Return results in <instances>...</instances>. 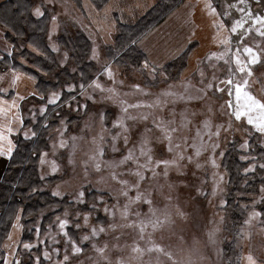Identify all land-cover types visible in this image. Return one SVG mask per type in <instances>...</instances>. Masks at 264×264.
I'll return each mask as SVG.
<instances>
[{
    "label": "rangeland",
    "instance_id": "374dc122",
    "mask_svg": "<svg viewBox=\"0 0 264 264\" xmlns=\"http://www.w3.org/2000/svg\"><path fill=\"white\" fill-rule=\"evenodd\" d=\"M30 1L34 7L33 16L37 7L50 16L46 41L55 53L58 66L75 73L74 63L69 58L65 60L67 52L58 46L57 39L62 28L71 34L79 30L90 41L87 61L92 63L91 73L95 76L83 91L80 84L66 81L63 87L60 85L41 95L34 76L16 71L34 81V94L27 97L23 107H19L23 136L42 115L41 108L56 104L60 107L52 119L55 123L50 125L49 141L39 155L37 167L42 179L55 178L45 190L51 195L53 191L59 192L55 197H66L71 207L66 206L53 218L47 232L41 237L36 233L30 243L20 244L22 227L18 213L15 219L18 222L12 225L3 243V264L22 262V254L29 252L33 264L37 258L41 264H57L63 261L66 247L71 264H227L232 254V263L235 264H247L249 255L256 264H264V217L261 215L249 222L253 212H259L255 207H264V192L261 191L264 186L252 196L249 206L254 208L247 212L236 233L225 209L228 183L222 167L224 152L232 140L237 139L238 149L245 152L252 135L258 136L264 148V135L251 128L246 117L241 121L229 117L227 92L207 88L208 83H219V80L213 81V75L227 77L228 65L223 59L209 58L224 52L227 46L221 41L229 39V57L234 56L237 45L243 59H246L242 53L244 46L252 47L261 56L262 62L251 66L252 75L246 78L249 81L247 90L264 100V38L257 36L255 29L242 40L230 32L232 23L240 17L238 0L235 4L232 0H183L136 44L145 56L139 66L128 62V57L114 61L108 57L106 48L114 44L119 23H135L159 0H109L101 10H96L88 0H80V8L73 0ZM247 3L252 12L264 14V5L257 4L256 0H247ZM218 13H228L224 28H217L224 23ZM183 52L187 55L180 72L175 67L167 71L163 68ZM145 60L150 67H144ZM106 64L110 67L111 78L105 71ZM232 67L235 68L234 63ZM75 78L79 79V74ZM69 86L74 89L73 94L79 90L78 93L72 96ZM63 88L70 94L63 96ZM54 94L65 101L61 103L60 99L49 104L48 100ZM158 100L160 104L156 107H129L154 104ZM232 103L235 104L234 97ZM124 108H127L126 112ZM51 111L52 108L49 115ZM145 115L147 119L143 118ZM118 120L120 127H114ZM168 121L175 123L168 124ZM158 125L179 129L171 133L172 151H169V141ZM58 129H66L63 136ZM125 135L129 137L127 145ZM62 139L65 142L63 147L60 146ZM185 140L186 149L183 146ZM213 143L219 144L214 151ZM113 144L116 151H113ZM142 144L144 151L152 157L151 167L156 175L151 170L140 169L147 179L140 184L142 198L137 201V189H125L128 191L125 196L122 194L124 185L118 182L127 181L129 186L133 185L137 177L127 173L129 169L135 170L136 165L132 161L124 165L119 162L132 150L140 163H146V157L141 155ZM176 144H181V148L177 149ZM98 146L104 151L102 157L98 155ZM181 155L183 159H180ZM93 156L95 160L90 158ZM242 158L247 160L249 156ZM162 160L169 161L167 166L163 163L157 166L156 162ZM246 162L245 171L255 168V163ZM114 175L117 179H113ZM80 192L84 193L83 203L77 202ZM144 198L152 201L155 216L150 213V205L144 202ZM126 205L128 214L125 217L122 213ZM79 206L85 211L75 210ZM105 207L109 209L108 213ZM85 216L88 217L87 223ZM156 217L163 223L154 228L151 221ZM58 218L68 221L66 229H60ZM141 222L145 225L143 232L139 227ZM101 228L104 231L101 232ZM93 229H96L95 236L92 235ZM65 231L67 235H64ZM85 235L89 236L86 241L83 240ZM73 242L82 249L77 256H72ZM230 242L234 244L233 250L225 254L224 246ZM25 245L29 247L25 248ZM37 247L38 253L31 252ZM46 252L50 259L45 258Z\"/></svg>",
    "mask_w": 264,
    "mask_h": 264
},
{
    "label": "trees",
    "instance_id": "16d2710c",
    "mask_svg": "<svg viewBox=\"0 0 264 264\" xmlns=\"http://www.w3.org/2000/svg\"><path fill=\"white\" fill-rule=\"evenodd\" d=\"M73 1L80 8V0ZM88 1L96 10H101L109 2V0ZM182 1L159 0L135 23H119L114 44L106 48L108 57L114 61L128 57V62L133 66H139L145 56L136 44ZM33 8L30 0L0 1V28L3 29L4 40L9 47V51H0V74L13 70L31 74L36 79V87L41 95H44L47 90L59 88L60 85L63 87L66 81L83 85V87L89 84L95 75L93 76L91 73L93 71L92 63L87 61L91 48L87 35L79 30L71 34L62 28L57 44L67 52L68 58L74 63L75 73H71L67 68H60L54 51L46 41L50 16L44 10V15L37 18L32 14ZM9 52L12 53L11 57L8 56ZM186 55L187 53L183 52L180 57L163 68L167 71L175 67L180 72L184 67ZM19 59L28 64H21ZM78 74L79 79H76L75 75ZM78 91H74V94ZM66 92L65 90L62 92L63 96L70 93L72 96L74 95L73 92ZM64 101L62 98L61 103ZM58 106L57 104L47 106V111L38 116L34 124L30 125L25 122L35 131L34 137L29 140H25L20 134L14 137V144L17 147L14 148L12 158L8 160L0 180V264H3L5 257L3 243L8 237L18 213L22 227L20 244L30 243L36 233L41 237L47 232L48 227L52 225L53 218L58 216L66 206L71 207L66 197L56 198L45 190V186L50 185L55 178L42 179L37 167L39 155L47 147L50 125L55 123L52 119H55L56 112L60 108ZM50 108L52 111L49 115ZM46 115L49 116L44 119ZM43 119L46 120V123H43ZM238 145L237 139L232 140L222 158V167L227 174L228 183L225 209L228 210L231 228L235 232L241 227L247 212L254 208L249 206L252 196L257 195L259 189L264 186V167H261V164L264 165V148L259 143L258 136L249 137L245 152L238 149ZM243 156H249V159L244 160ZM246 161L255 163V168L245 171ZM255 209L264 214V207L256 206ZM75 210L84 212L85 208L79 206ZM262 216L264 217V215ZM68 231L70 234V229ZM73 235L76 236V231ZM224 247V253L227 254L233 250L234 244L230 242ZM38 251V247L31 250L36 253ZM17 252L21 251L18 249ZM31 256L30 252L23 253L21 263L33 264ZM233 256L234 254L231 258L228 257L227 264H235L232 263ZM24 258L27 260H23Z\"/></svg>",
    "mask_w": 264,
    "mask_h": 264
},
{
    "label": "snow or ice",
    "instance_id": "6c2138e0",
    "mask_svg": "<svg viewBox=\"0 0 264 264\" xmlns=\"http://www.w3.org/2000/svg\"><path fill=\"white\" fill-rule=\"evenodd\" d=\"M240 7L238 8V11L240 13V17L238 19L235 20L234 23H232L231 25V29L230 32L232 34H235L237 37H239L241 40L249 33L251 32L253 29H255L256 35L264 38V14L258 15L254 12H252L248 6L247 0H238ZM232 3L235 4L236 0H232ZM256 3L259 5H264V0H256ZM211 7V5L209 6ZM231 7V5H230ZM215 11V9H213ZM35 15L37 16V18L41 17L44 15V13L41 11L40 7H37L35 9ZM218 15L220 16L221 20L224 21V23H221L219 25H217V28H224L227 21L225 20V16L228 15V13H218ZM53 19H55V17H53ZM245 25H247V27H245ZM221 43L225 46H227V48L231 47V41L229 39H223L221 41ZM227 48L224 52L220 53V54H213L212 57H210L209 59L215 58L216 60H221L223 59L224 63L226 65H228L227 68V77L226 78H218L215 75H213V81L219 80V83H208L207 84V88L208 89H214L216 92H227L228 97H229V101L228 103V115L229 117H233L235 118L236 121H241L242 118L247 119V124L251 127L254 128L256 132L260 133L261 135H264V100L258 99L256 98L254 95H252L248 90H247V85L249 83L247 77H250L252 75V71H251V66L256 65L258 63H261V56L259 55L258 51H254L252 47H248V46H244L242 48V53L244 56H246V59H243L241 56V48L239 45H237V50L234 54V56L229 57L228 56V52H227ZM12 53L9 52L8 56L11 57ZM96 56V51L95 49L93 50V58H95ZM67 54H65V60H67ZM235 64V68L232 67V64ZM144 67L148 68L150 67L147 63V61L145 60L144 63ZM213 67H215V65H213ZM105 71L108 72L109 77L111 78V71H110V67L109 65H105ZM153 74L155 73V68H153ZM237 73H239V75H237ZM201 75L203 76V71L201 72ZM203 83V81H202ZM223 85V86H221ZM99 87V85H97ZM137 90L139 89V86L137 85ZM70 92L73 91L74 89L71 88V86H69L68 89ZM81 91H83V85L81 86ZM9 93L7 92H3L0 91V96H4L6 98V96ZM234 97L235 99V104L233 105L232 103V98ZM43 99V97H41ZM61 99V96L59 95H55L52 98H49L48 103L49 104H54L56 103L58 100ZM160 104V101L158 100L157 102H155L154 104H148V105H140V104H135V105H129V107H134V108H139V107H156ZM17 111H19V105H15ZM125 112L127 111V108L123 109ZM47 111L46 108H41V114L43 115L45 112ZM144 119H147V116L145 115L143 117ZM20 128H23V120L22 118L20 119ZM62 123H64L62 121ZM154 123H156V121L154 120ZM174 121H168V124H174ZM163 124V122H161V125ZM161 125H158V127H160V130L165 134V138L168 139L169 141V151H172V135L171 133H175L178 132L179 129L177 127H171V128H166L163 127ZM114 127H120V123L119 120L117 121V123L114 124ZM221 128L223 126H220ZM45 128H47V125H45ZM15 130L13 128H11L10 126L4 127V128H0V157H6L7 159H11L12 155H13V151L14 148L17 147V145H15L13 143V141L9 138L7 140V149L5 151V149L3 148L2 144L5 140V133H7V135L10 137L12 135V133ZM61 136H63L64 131H66V129L64 130H59ZM125 131H127V129H125ZM150 131V130H149ZM31 133V135L29 134ZM36 135L35 131L30 129L28 132L24 133V139L25 140H29L32 137H34ZM216 135H219V129L217 130ZM75 139V138H74ZM101 141L103 140V137H100ZM115 139V137H114ZM128 139L129 137L127 135L124 136V141H125V145H127L128 143ZM95 143V141H94ZM60 146L63 147L65 146V142L62 139L60 141ZM184 148L186 149L188 147L187 144V140L184 141ZM246 146V145H245ZM175 147L177 149L181 148V144H176ZM219 147V144L213 143L212 148L213 151ZM116 147L115 144H113V151H116ZM150 151V150H149ZM97 152L99 156H103L104 155V151L101 147L98 146L97 148ZM198 154V153H197ZM141 155L145 156L147 159L146 163H140L139 162V157H135L132 153V150H129V154L127 156L124 157V159H122L119 164L120 165H124L126 163H128L129 161H132L133 163H135L136 165V169L132 170L129 169V172L127 173L128 175H134L135 177H137L136 182L129 186L127 181H119L120 183H122V185H124V188L122 189V194L127 196L128 191L125 189H129L131 187H134L137 189V196H136V200L139 201L141 200V194L139 193V188H140V184L145 181L147 179L146 175L140 171V169H145V170H151L153 172V175H156L155 170L151 167L153 161H152V157L151 155H149L148 152L144 151L143 148V144L141 145ZM223 155V154H221ZM91 159L95 160L96 157H90ZM184 157L181 155L180 159H183ZM41 162L43 163V157L41 158ZM157 166H159L160 163H163L164 165L167 166V164L169 163V161L167 160H162V161H158L156 162ZM213 166L215 167V162H213ZM97 169H99V163H97L96 165ZM261 167H264V165H261ZM124 173H122L123 175ZM167 174V172H165V175ZM113 179H117V176H113ZM222 179V178H221ZM262 192H264V188L261 189ZM52 195L58 196L59 192L57 191H53ZM84 197V193L80 192L79 193V198L77 200L78 203H83ZM262 200H264V197H262ZM131 202V201H130ZM144 202L150 205V213L155 216V213L152 211L151 209V204L152 201L144 198ZM101 203H103V201H101ZM221 206L223 207V202L221 204ZM93 207H95V205H93ZM127 205L125 206V212L122 213V216H127ZM105 212L108 213L109 209L107 207H105ZM67 215V213L65 214ZM140 213L137 212V216H139ZM261 215H264L260 212H253L252 216L249 218V222L251 221V219H254L256 217H259ZM85 223H87V219L88 217L85 216ZM58 222H59V227L61 230L66 229L67 225H68V221L64 220V219H59L58 218ZM153 227H158L160 226L163 221H161L158 217H156L155 219H153L151 221ZM77 227H79V224L76 225ZM139 227L141 228V232H143V229L145 227V225L143 224V222H141V224L139 225ZM100 231H104L103 228L100 229ZM96 233V229H93L92 231V235L95 236ZM64 235H67V232H64ZM89 236L85 235L83 237V240H88ZM28 245H25V248H28ZM95 247V246H94ZM82 251V249L76 244V243H72V256H77L78 254H80ZM97 251L102 252V249H98ZM136 251H139V249H136ZM151 251V249H150ZM157 251H162V249H157ZM58 251H57V255H58ZM45 258L46 259H50L49 253H45ZM171 259V257H169ZM15 264H21V261H16ZM36 264H41L39 258H37L36 260ZM57 264H71V257L68 255V249L67 247L65 248V255L63 258V261H58ZM247 264H256V261L253 259V257L251 255H249L247 257Z\"/></svg>",
    "mask_w": 264,
    "mask_h": 264
},
{
    "label": "crops",
    "instance_id": "0c3cea01",
    "mask_svg": "<svg viewBox=\"0 0 264 264\" xmlns=\"http://www.w3.org/2000/svg\"><path fill=\"white\" fill-rule=\"evenodd\" d=\"M1 1V0H0ZM0 51H9V47L4 40L3 32L0 29ZM0 91L7 92L10 95L0 96V128L10 126L15 131L9 137L5 133V140L2 144L7 149V140L10 138L14 143V137L19 133L24 138L20 128V108L17 111L15 105L23 107L27 97L34 94V81L25 74L16 71H6L0 75ZM31 135V134H30ZM9 159L0 157V180L3 177L7 162ZM18 222L17 220L14 222Z\"/></svg>",
    "mask_w": 264,
    "mask_h": 264
}]
</instances>
